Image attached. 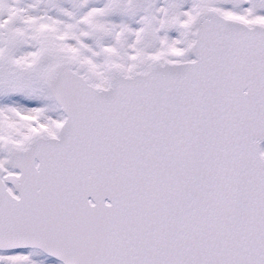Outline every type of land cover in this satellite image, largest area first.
Segmentation results:
<instances>
[{
    "label": "snow or ice",
    "instance_id": "6c2138e0",
    "mask_svg": "<svg viewBox=\"0 0 264 264\" xmlns=\"http://www.w3.org/2000/svg\"><path fill=\"white\" fill-rule=\"evenodd\" d=\"M0 264H264V0H0Z\"/></svg>",
    "mask_w": 264,
    "mask_h": 264
}]
</instances>
